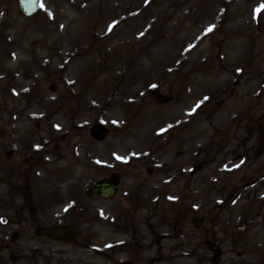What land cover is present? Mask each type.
I'll return each mask as SVG.
<instances>
[{"label":"rangeland","instance_id":"rangeland-1","mask_svg":"<svg viewBox=\"0 0 264 264\" xmlns=\"http://www.w3.org/2000/svg\"><path fill=\"white\" fill-rule=\"evenodd\" d=\"M38 4L0 0V264H264V0Z\"/></svg>","mask_w":264,"mask_h":264},{"label":"water","instance_id":"water-1","mask_svg":"<svg viewBox=\"0 0 264 264\" xmlns=\"http://www.w3.org/2000/svg\"><path fill=\"white\" fill-rule=\"evenodd\" d=\"M18 10L22 13L23 16H31L34 14L38 8V0H15ZM155 101L160 99V95H154ZM108 133V128L99 122L92 123L88 128L89 136L95 141H102ZM2 134L0 133V136ZM120 180V174L117 171H110L107 175L94 178L90 185L85 186L82 189V193L86 197L91 195H96L102 198L111 199L118 189V184ZM200 218L191 215L189 217V222L194 226L198 227ZM50 231L60 232L68 237H74L73 231L68 227H54Z\"/></svg>","mask_w":264,"mask_h":264},{"label":"flooded vegetation","instance_id":"flooded-vegetation-1","mask_svg":"<svg viewBox=\"0 0 264 264\" xmlns=\"http://www.w3.org/2000/svg\"><path fill=\"white\" fill-rule=\"evenodd\" d=\"M54 227H58V226H54ZM54 227H51V228H54ZM51 228L49 227V229H48L49 234L52 233V232H50ZM53 233H59V232L54 231ZM52 236H50V237H52ZM47 262H48V260L45 257V254H41L40 258H36V257L29 258L28 261L26 260L25 264H47ZM54 264H57V263H54Z\"/></svg>","mask_w":264,"mask_h":264},{"label":"snow or ice","instance_id":"snow-or-ice-1","mask_svg":"<svg viewBox=\"0 0 264 264\" xmlns=\"http://www.w3.org/2000/svg\"><path fill=\"white\" fill-rule=\"evenodd\" d=\"M262 10H264V6H261V9H258L257 11L259 12V11H262ZM212 29L210 28L209 29V31H211Z\"/></svg>","mask_w":264,"mask_h":264},{"label":"bare ground","instance_id":"bare-ground-1","mask_svg":"<svg viewBox=\"0 0 264 264\" xmlns=\"http://www.w3.org/2000/svg\"><path fill=\"white\" fill-rule=\"evenodd\" d=\"M59 169V168H58ZM64 171V170H63ZM65 174V173H64Z\"/></svg>","mask_w":264,"mask_h":264}]
</instances>
